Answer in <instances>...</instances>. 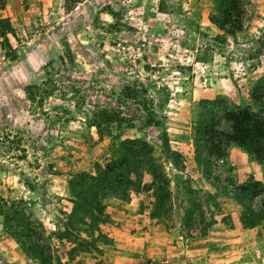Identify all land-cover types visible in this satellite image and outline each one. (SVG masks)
Wrapping results in <instances>:
<instances>
[{"label": "rangeland", "instance_id": "374dc122", "mask_svg": "<svg viewBox=\"0 0 264 264\" xmlns=\"http://www.w3.org/2000/svg\"><path fill=\"white\" fill-rule=\"evenodd\" d=\"M215 3L6 0L0 9L18 54L10 61L0 36V197L22 199L53 232L72 207L67 173H93L110 156L113 138H99L90 125L101 109L126 118L111 126L112 135L153 146L166 180L162 200L146 189L145 176V188L105 201L108 241L98 254L69 260V244L52 240L64 264H264V225L243 228L240 206L223 192L250 176L264 183V161L234 143L223 156L209 153L197 130L205 121L224 142L217 133L230 131L224 112L249 103L252 81L264 75V0H240L244 29L234 35L211 22ZM149 111L167 129L168 152L161 127L143 122ZM0 257L39 264L2 229L1 216Z\"/></svg>", "mask_w": 264, "mask_h": 264}, {"label": "trees", "instance_id": "16d2710c", "mask_svg": "<svg viewBox=\"0 0 264 264\" xmlns=\"http://www.w3.org/2000/svg\"><path fill=\"white\" fill-rule=\"evenodd\" d=\"M215 1L216 15L211 17V22L223 33L234 35L242 32L244 11L240 0ZM5 3L6 0H0V9ZM12 30L9 18H0L1 45L10 61L18 58L8 38ZM249 100V103L235 105L224 112L225 119L230 122V131L226 134L217 132L226 137L224 142L218 141V137L209 132L205 121L198 123L197 130L201 138L206 140L205 146L209 153L223 156L224 146L234 143L258 162L264 161V75L252 81ZM119 116L118 112L101 109L92 117L90 125L96 128L99 138L109 135L114 140L111 142L110 156L103 162L96 161L93 173L85 170L67 173L66 191L72 207L53 232L48 233L44 223L33 216L22 199L0 197L2 229L18 240L26 256L37 260L39 264H64L52 240L69 244L65 253L69 260H74V256L79 253L101 252L100 243L108 241L102 229L106 222L105 201L111 197L125 198L134 188H145V176H150V184L146 189L152 190L157 199L162 200L167 195L166 180L157 164L153 146L141 137L120 139L118 135H112L111 126L114 123L126 122V118ZM143 122L147 126L161 127L163 151L168 152L169 137L164 123L152 111H149ZM223 192L240 206L239 222L243 228L264 225V199L256 203L259 196L264 197L262 181L250 176L242 183L224 187ZM206 195L208 201L212 194L207 192ZM197 205L194 200L191 201L188 218L192 219ZM214 223L215 220L211 218L203 225L204 235L206 228ZM0 264H7L2 257ZM75 264L82 263L77 260Z\"/></svg>", "mask_w": 264, "mask_h": 264}, {"label": "crops", "instance_id": "0c3cea01", "mask_svg": "<svg viewBox=\"0 0 264 264\" xmlns=\"http://www.w3.org/2000/svg\"><path fill=\"white\" fill-rule=\"evenodd\" d=\"M29 58H30V57H29ZM31 58H32V59H31ZM31 58H30V61H31L33 64H34L35 61H38L37 57H33V56H32ZM246 154H247V153H246ZM247 156H248V155H247ZM229 158L232 159L231 156H230ZM257 164H258V163H257ZM258 165H259L260 170H261V171L263 170V172H264V165H263V164H258Z\"/></svg>", "mask_w": 264, "mask_h": 264}]
</instances>
